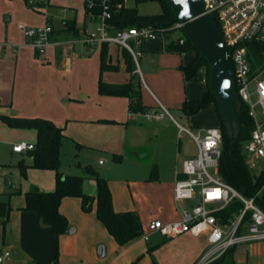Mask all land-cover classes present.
Returning a JSON list of instances; mask_svg holds the SVG:
<instances>
[{
    "label": "crops",
    "instance_id": "0c3cea01",
    "mask_svg": "<svg viewBox=\"0 0 264 264\" xmlns=\"http://www.w3.org/2000/svg\"><path fill=\"white\" fill-rule=\"evenodd\" d=\"M10 18V12L4 14L3 20L7 29L6 34L1 31L2 25L0 23V114L22 116L19 114L26 112L28 114H46L44 116L53 117V112L56 109L58 111L61 107L69 106L73 100H79L85 104L86 100L92 97L91 92H83L77 96H71L69 92L62 93L58 98L59 102H57V106H55V96L51 92L53 79L51 73L55 67L56 69L65 68V72H67L68 66H71L70 58H66L64 61L63 54L59 48L57 50L58 54H61V57L56 60L55 65L54 62H50L49 60L45 63L42 59L40 60L43 63L38 62V66L34 64V61H39L37 59V55L39 54L35 50L36 55L28 52V47H31L28 42L27 44H21L25 48L21 52L18 51L20 45L14 44V36L10 35L12 23L6 24ZM49 18L53 25L50 44H54L58 37L69 35V32H72L73 35L78 34L79 29L74 20L76 32L65 28L63 25L64 19L62 20L61 28H57L54 26L51 17ZM92 26L93 24L88 21L85 15L80 28L82 36L83 30ZM82 36L78 39L82 50L91 49L92 47H86L82 44ZM155 40L148 39L143 42L141 46L142 55L140 57L144 62L143 70L139 65V72L143 76L144 82L143 94L146 95L147 93L148 97L153 99L152 105H149V110L157 109L158 104H161L174 108L178 111L177 113L184 114L180 110L182 103L185 100H194L200 96L193 93L192 88L190 90L192 82H189L190 79L186 80L184 78V73L181 69V66L188 65L193 60L195 54L188 57V51L179 53L168 49L164 42L161 44L154 43ZM74 41L75 39H73ZM18 66L20 68V75L18 76L19 78H16ZM202 80L204 81V78ZM138 83L142 87L140 79ZM103 97H106L105 103L106 107H108L106 115H104L105 117H91L87 121L88 123L83 122L84 124H81L82 128L87 131L97 128L101 129L103 138L112 140L114 145L111 147L112 152L118 155L124 152L132 160L141 162L145 155L143 151L145 149L141 147L143 145L141 141L130 140L129 143L125 144V141L121 143L120 139H117L119 136L114 133V130L117 132L116 126H113L114 130L112 131H105V126H102L105 124L99 122L110 121L106 118H116L115 113L119 108L121 110L124 108L125 110L128 98L113 95H103ZM127 114L129 120L135 116V113L130 114L129 109ZM195 114L197 113L189 115ZM189 115H186L184 119L188 118ZM50 117L45 118L51 119ZM154 121L159 122L161 120ZM73 122L72 119H66L61 126L63 127L64 137L66 133L70 134L69 129L74 124ZM128 124L129 122L127 121L125 125ZM174 126L176 127L175 124ZM198 130L204 131L206 129L198 128L196 131ZM158 132L159 129L156 128L155 133ZM182 136L183 134L181 136L178 134L179 141ZM21 141L34 144L36 142V131L34 129L8 127L0 120V146H5L8 151L10 150V152L18 154L20 158L19 162L23 161L25 164H30L32 161L30 151L14 152L12 150V146ZM180 145L181 142H178V153L175 156L174 169L171 175L165 177L162 169L152 159L145 163L148 169V181L144 183L146 192L144 197L135 193L134 197L133 195H130V197L128 195V198L126 196L118 197L113 181H108L100 173L101 167L106 164L105 161L100 159L97 161L99 166L98 173L107 180L111 192L113 209L115 211H136L141 221L142 232L150 231L148 225L154 220L168 222L179 219L181 211L189 205L187 202H176L173 190L177 177L181 176L179 173L181 162L194 155L196 149L194 152L180 154ZM23 152L26 155L24 157L22 156ZM153 164L157 167V177L151 179L149 176L151 165ZM0 166V203H2L6 202L4 192L7 188L13 191H22V185L21 187L20 184L18 186L9 177L16 174V169L13 165H5L4 168L2 164ZM74 174L84 175L83 169L80 173ZM26 176L28 181L25 183L23 193L34 187H37L41 191H52L55 188V172L53 170L29 167L26 171ZM30 176H32V181L30 180ZM135 184H138V182L126 180L125 185L127 187L125 191L128 192L129 190L127 191V189L130 187L132 193ZM2 190H4L3 193ZM96 190L95 181L85 178L83 181V191L87 194L95 195ZM11 193L13 194V192ZM9 202L12 210L9 212L5 226L3 225V217H0V248H5L10 252V256L3 264H137L140 258L137 257L140 253L138 251L134 252V248L137 241H143L140 238L141 235L124 245H118L107 232L104 225L97 219L95 205H93L90 212H83L81 210V201L78 197H64L60 202L59 211L66 216L68 228L58 239L49 227L41 224L37 213L23 209L25 205L24 195L23 197L13 195L9 198ZM78 222L85 225V228L89 231L88 236L83 241H77L76 239ZM178 239L183 244L184 249V256H180V264H192L208 244L205 234L195 236L190 233H183L179 235ZM145 246L147 247L146 243ZM147 249L143 254L148 255V253H151ZM226 260H229L230 264H264V244L254 242L237 245L232 248L230 253L224 256L220 264H223ZM153 264L156 263L153 262Z\"/></svg>",
    "mask_w": 264,
    "mask_h": 264
},
{
    "label": "rangeland",
    "instance_id": "374dc122",
    "mask_svg": "<svg viewBox=\"0 0 264 264\" xmlns=\"http://www.w3.org/2000/svg\"><path fill=\"white\" fill-rule=\"evenodd\" d=\"M35 1H37V4L30 5L25 0H4V3L3 0H0L1 31L5 34L7 33L3 17L5 13L8 14L10 12L11 18L6 24H10V22L12 23L10 27V35L14 36L13 43L20 45L18 51L21 52V50L25 48L22 47L23 45L21 44H27L29 40L25 35L24 30L18 28L19 24L24 25L26 29L39 28L44 26L46 18L51 17L54 26L61 28L63 19L74 20L79 29L78 34L73 35L72 32H69L70 34L68 35L66 33L67 36L65 37H58L54 44L46 46L44 52L37 55L39 61H34L33 63L38 66L39 63H47L49 60L50 62H54L55 65L56 60L61 57V54H58L57 50L60 48L64 61L66 58H70L71 66H68L67 72H65V68L56 69L55 67V69L52 70L51 76L53 79L51 92L54 93L55 96V106H57V102H59L58 98L62 93L69 92L71 93V96H77L83 92H91L92 97L87 99L85 104L79 100L71 101L69 106L61 107L58 111L56 109L55 112H53V117L44 116L46 114H28L26 112H22L23 114L20 113L19 115L50 117L58 126H62L66 119H72L74 124H72L69 129L70 134L66 133L65 137L60 141L59 171L64 174L80 173L86 165H89L98 171L99 166L97 161L100 159L106 163L101 167L100 173L108 179V181H113L118 197L126 196L128 198V195L129 197L130 195H133L134 197V193L144 197L146 194L144 183L148 181V169L145 166V163L152 159L153 161H156L158 167L162 169L165 177L171 175L174 169L175 156L176 153H178V142H181L180 154H184L192 151L194 152L195 145L193 141L186 134H183L179 141L177 129L167 117L159 122H156L153 119L147 120L143 117L142 113L150 109L149 105H152L151 103L153 99L148 97L149 95H147V93L146 95L143 94V76L138 74V78L134 77L132 79V84L141 94L143 105L142 110L134 112L135 116L129 120L127 114L129 103L127 101L125 110L124 108L122 110L119 108L115 113L116 118H106L110 121L99 122L105 124L102 125L105 126V131H112L114 130L113 126H116L117 132L114 130V133L119 136L117 139H120L121 143L122 141H125V144L129 143L130 140L137 142L141 141V143H143L141 147L145 149L143 150L145 155L141 162H136L126 156L124 152H121V159L119 161L113 160L112 156L115 153L111 151V147L114 146L112 140L103 138L101 129L99 128L87 131L82 128L81 125L84 124L83 122L89 121L91 117H105L104 115H106L108 110L105 103V100L107 99H105L106 97H103L105 94L99 93L97 87L98 79L100 77L99 58L101 45L92 47L89 50H82L78 40L81 38L80 36H82L80 28L85 16L84 0ZM126 7L136 9L140 15H158L163 11L162 4L158 0H126ZM180 34V31H176L173 36ZM73 39H75L74 42ZM154 39H156L154 41L156 44H161L163 42L166 44L168 42L165 35L160 33L157 34ZM28 48V52L35 54L33 48ZM134 48L139 49L140 47L134 46ZM108 52L109 55H111L112 62L118 64V68L115 70L103 71L101 73V79L105 82L112 83L125 82L130 78V74L125 70L121 48L114 44H110L108 45ZM192 54H195L193 50L188 51L187 56L189 57ZM40 59H42L43 62ZM143 63L144 62L139 57L138 68L140 65V68L143 70ZM19 75L20 68L18 66L16 78H19ZM202 78L203 74L199 70L189 81L192 82L190 90L192 88L193 93L200 95L197 98H200L206 91V84ZM139 79L140 83H142V87L141 85H138ZM165 107L168 108L173 115L178 112L172 107ZM256 111L257 117L260 118L258 107H256ZM176 119L180 124L188 127L191 131H196L198 128L209 129L219 127L218 118L213 104L206 105L201 108L197 114L189 115L186 119L177 115ZM127 121L129 124L125 125ZM156 128L159 129L158 133H155ZM22 154L20 155L23 157L26 156L24 155V152ZM19 160L20 158L18 154H14L10 152V150L8 151L5 146H0V164H2L3 168L5 165H13L16 169V174H13L12 176L10 175L9 177L18 186L19 184L20 187L22 185V191H13L12 189L7 188L8 186L6 187L7 190H5V192L2 190L6 199L5 201L9 203L10 207L12 206L10 205L9 198L13 195L23 197L24 186L28 181L26 174L23 175L20 172L18 166ZM211 173H215V171L212 169ZM30 180L32 181V176H30ZM126 180L138 182V184L133 186L132 193L130 187L127 189V191L129 190L128 192L125 191V188L127 187L125 185ZM11 192H13V194ZM77 226L78 231L76 239L77 241H83L88 236L89 231L85 228V225L79 222ZM144 235L148 236L147 241L143 240ZM178 237L179 235L165 237L158 233V231L142 232L140 238L143 241H137L134 248V252L138 251L140 253L137 255V257H140L137 264H153V262L156 264H180V256H184V249L181 241H178ZM145 243L147 244V247L145 246ZM148 247H153L154 249L151 253H148V255L143 254ZM223 264H230V261L226 260Z\"/></svg>",
    "mask_w": 264,
    "mask_h": 264
},
{
    "label": "built area",
    "instance_id": "2783aa9c",
    "mask_svg": "<svg viewBox=\"0 0 264 264\" xmlns=\"http://www.w3.org/2000/svg\"><path fill=\"white\" fill-rule=\"evenodd\" d=\"M26 1L30 5L37 4L35 0ZM84 4L85 15L93 26L83 30L82 44L86 47L114 44L126 50L134 63V73L140 75L138 58L142 55L141 46L145 40L154 39L158 31L151 25L115 28L111 19L114 12L126 7V0H84ZM208 12H213V19L229 51L238 98L248 105V113L254 120L243 153L249 168L259 172L264 167V0H205L203 13ZM18 28L24 30L29 45L37 54H42L51 43L53 25L50 18H46L44 26L39 28L26 29L22 24ZM174 28L180 29L182 24L176 22ZM184 40V37L179 38V44ZM250 44H254L253 54L262 57V63L256 69H252L249 59L254 56L250 54ZM142 115L147 120L167 117L176 125L179 136L188 135L196 149L194 155L181 162V176L177 177L173 190L176 202H188L189 205L181 211L179 219L154 220L149 223V230L158 231L165 237L183 233L205 234L208 244L192 264H212L240 244H264V210L255 201L259 191L246 197L218 174L222 150L220 128L191 131L161 104ZM32 148L33 144L25 141L12 146L14 152ZM212 169L215 173H211ZM234 201H239L241 207L230 215H222V211ZM143 240L147 241L148 236L144 235ZM9 256V250L0 248V264Z\"/></svg>",
    "mask_w": 264,
    "mask_h": 264
},
{
    "label": "trees",
    "instance_id": "16d2710c",
    "mask_svg": "<svg viewBox=\"0 0 264 264\" xmlns=\"http://www.w3.org/2000/svg\"><path fill=\"white\" fill-rule=\"evenodd\" d=\"M147 1V0H138ZM162 4L163 11L158 15H140L136 9L123 7L114 12L111 22L115 28L128 26L151 25L158 33L164 34L167 43L166 47L179 53L193 50L195 56L188 64L181 66L184 78H192L197 71L203 74L206 84L205 93L197 99L185 100L180 110L184 114L197 113L201 108L208 104H213L219 122V128L222 135V150L219 158L218 174L228 184L246 197L254 196L256 203L264 210V167L259 172L249 168L243 153V145L250 138L254 128V120L248 113V105L241 103L239 109V118L241 120V131L238 138L231 143V137L222 122L217 100L210 93L208 86L209 67L204 59L199 58V53L192 47L187 37L183 34L182 28H174V24H169L173 13L166 0H158ZM63 25L66 29L76 32L73 20L64 19ZM176 31L181 34L173 36ZM184 37V43L179 44V38ZM250 44L249 50L252 69H256L262 63V57L253 54V46ZM125 70L130 74V78L123 83H109L101 79V73L105 70H115L117 63H113L108 45H101L99 58L100 77L98 80V92L105 95L125 96L129 101V110L136 112L142 110L141 94L134 85L132 79L138 78L134 73L135 66L130 54L122 50ZM139 85V83H138ZM0 120L8 127L27 128L36 131V142L30 151L31 163L25 164L23 161L18 163L21 174L25 175L29 167L38 169H50L55 172V188L52 191H41L37 187L29 189L23 193L25 205L23 209L33 211L38 214L41 224L47 226L58 239L68 228V220L65 215L59 211V205L64 197H78L81 201V210L90 212L95 205V214L97 219L104 225L107 232L114 238L118 245H124L132 239L142 234V225L136 211H115L112 206L111 192L107 180L102 177L98 171L91 166L83 167L84 175L64 174L59 171V145L64 137L63 127L58 126L52 119L39 116H17L0 114ZM113 160L119 161L121 155L113 154ZM157 167L151 165L150 178H156ZM85 178H91L96 183V194L90 195L83 191V181ZM241 207L239 201H234L222 211V215H230L236 209ZM11 207L8 202L0 203V217H3V225L9 217ZM154 248L149 247L148 252ZM230 249L226 254L230 253ZM225 254V256H226ZM224 256L212 264H220Z\"/></svg>",
    "mask_w": 264,
    "mask_h": 264
},
{
    "label": "water",
    "instance_id": "95a60500",
    "mask_svg": "<svg viewBox=\"0 0 264 264\" xmlns=\"http://www.w3.org/2000/svg\"><path fill=\"white\" fill-rule=\"evenodd\" d=\"M173 16L169 24H182L183 34L209 67L208 86L219 107L222 122L233 143L241 131L233 65L213 12L203 13L205 0H166ZM179 117L186 115L177 113Z\"/></svg>",
    "mask_w": 264,
    "mask_h": 264
}]
</instances>
